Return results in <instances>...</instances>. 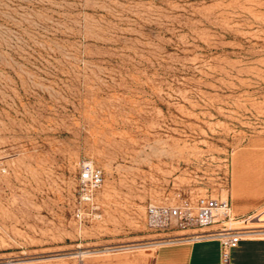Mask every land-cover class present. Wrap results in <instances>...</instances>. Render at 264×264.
Segmentation results:
<instances>
[{
  "label": "rangeland",
  "instance_id": "obj_1",
  "mask_svg": "<svg viewBox=\"0 0 264 264\" xmlns=\"http://www.w3.org/2000/svg\"><path fill=\"white\" fill-rule=\"evenodd\" d=\"M248 151L264 157V0H0V264H153L148 205L235 204Z\"/></svg>",
  "mask_w": 264,
  "mask_h": 264
},
{
  "label": "built area",
  "instance_id": "obj_2",
  "mask_svg": "<svg viewBox=\"0 0 264 264\" xmlns=\"http://www.w3.org/2000/svg\"><path fill=\"white\" fill-rule=\"evenodd\" d=\"M80 181L82 196L91 201L102 187L104 175L92 163H86ZM246 219L233 214L229 197L188 196L171 203H151L146 209L147 228L165 235L156 242L166 245L216 240L220 243L221 264H230L231 251L241 241L264 238L256 229L236 225L237 221Z\"/></svg>",
  "mask_w": 264,
  "mask_h": 264
},
{
  "label": "crops",
  "instance_id": "obj_3",
  "mask_svg": "<svg viewBox=\"0 0 264 264\" xmlns=\"http://www.w3.org/2000/svg\"><path fill=\"white\" fill-rule=\"evenodd\" d=\"M237 158L231 192L235 201V204L232 202L233 214L239 218L256 213L245 221H237L236 225L256 219L257 223H252L251 227H264V157L248 151L239 154ZM248 186L254 188L251 193L244 191V187ZM244 228L250 226L245 225ZM257 232L264 235V230ZM153 264H221L220 243L210 240L161 245L156 251ZM230 264H264V238L241 241L231 251Z\"/></svg>",
  "mask_w": 264,
  "mask_h": 264
},
{
  "label": "bare ground",
  "instance_id": "obj_4",
  "mask_svg": "<svg viewBox=\"0 0 264 264\" xmlns=\"http://www.w3.org/2000/svg\"><path fill=\"white\" fill-rule=\"evenodd\" d=\"M223 199H226L227 197H222ZM161 244L159 242H154L152 245H144L142 247H148V246H153V247H159ZM86 254V253H85Z\"/></svg>",
  "mask_w": 264,
  "mask_h": 264
}]
</instances>
